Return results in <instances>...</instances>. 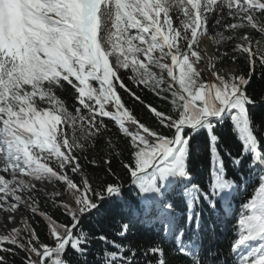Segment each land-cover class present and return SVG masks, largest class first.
Instances as JSON below:
<instances>
[{"label": "snow or ice", "instance_id": "6c2138e0", "mask_svg": "<svg viewBox=\"0 0 264 264\" xmlns=\"http://www.w3.org/2000/svg\"><path fill=\"white\" fill-rule=\"evenodd\" d=\"M237 56L243 69L225 65ZM257 66L264 80V0H0V264H264ZM225 129L235 154L218 147ZM194 138L207 179L193 175ZM101 144L115 150L104 176L90 158ZM114 198L119 240L103 231ZM134 225L156 239L133 243Z\"/></svg>", "mask_w": 264, "mask_h": 264}, {"label": "trees", "instance_id": "16d2710c", "mask_svg": "<svg viewBox=\"0 0 264 264\" xmlns=\"http://www.w3.org/2000/svg\"><path fill=\"white\" fill-rule=\"evenodd\" d=\"M219 47L222 48V50L228 51L230 50V45H220ZM224 63L226 66L229 67H236L237 69H243L245 66L243 64L242 59L237 56L235 63L231 59V57H225ZM138 94L145 99L146 103H152L153 105H157L161 108L164 107V104H162L157 98H155L150 92L147 90L141 91L139 89H136ZM251 91L254 97L257 99V117L264 116V108H260V102L264 100V80L260 79L259 75V66H257V73L256 77L251 83ZM128 99L127 97H125ZM128 103L130 106L133 107V110L135 113L139 115L142 121L151 122L152 117L150 114L143 108L142 105H138V102H134L131 99H128ZM112 125L110 124V127ZM115 128H113V133H115ZM206 135V134H205ZM118 143H121L123 141H117ZM239 143L238 137L234 133V131L225 129L223 130V133L221 135V141L218 147L221 149V154H223L224 150H232L233 154H235V148L237 144ZM193 151H192V157H191V168L193 169V175L199 179L204 178L207 179L209 170H210V153H209V146L207 143V140L204 139L203 141H198L195 138L193 139ZM115 151L114 149H108L106 145L101 144L99 145L98 149L90 155V158L94 155L97 162L100 164V169H95V172L97 175L104 176L103 169L104 165L102 162V158L107 154V152ZM82 163H86L85 161H81ZM227 164V160H226ZM87 168L89 170H93L94 166L87 165ZM117 175L121 176L122 180L125 183V199L131 200L132 199V193L128 191V176L124 174L121 169L116 166ZM105 179H108V177H104ZM95 179V177H93ZM49 188L53 187L52 185L48 186ZM248 198H251L250 196ZM46 197L41 196L42 206L43 201L46 200ZM106 215L108 217L107 220H105V227L103 231L106 232V234L109 236L110 239H117L119 240V237L114 236V233L119 231L121 222H128V216L126 209L123 208L121 202L118 199H113V201L106 207ZM29 221L33 224L34 227L38 229V231L41 233V237L43 238V224L41 223L39 218L32 219L30 216L27 217ZM63 219V217H60ZM83 227L85 229L91 228L93 231L97 230L99 228V225L97 224V221L95 218H93L91 221H85ZM129 239L135 243L139 244L141 246H146L151 244L155 239L156 235L155 233L148 227L144 225H134L130 229L129 233ZM225 245H222L224 247ZM102 247V244L97 240L93 244V249H100ZM19 259V258H17Z\"/></svg>", "mask_w": 264, "mask_h": 264}, {"label": "rangeland", "instance_id": "374dc122", "mask_svg": "<svg viewBox=\"0 0 264 264\" xmlns=\"http://www.w3.org/2000/svg\"><path fill=\"white\" fill-rule=\"evenodd\" d=\"M204 43H205V45H209L208 48H209L210 52L214 51L215 48L217 47V45H216V43H215V40H213V39L205 38ZM233 67H234V66H233ZM235 68H236V67H235Z\"/></svg>", "mask_w": 264, "mask_h": 264}, {"label": "bare ground", "instance_id": "6f19581e", "mask_svg": "<svg viewBox=\"0 0 264 264\" xmlns=\"http://www.w3.org/2000/svg\"><path fill=\"white\" fill-rule=\"evenodd\" d=\"M204 45H205V43H204ZM205 46L209 47V45H205Z\"/></svg>", "mask_w": 264, "mask_h": 264}]
</instances>
